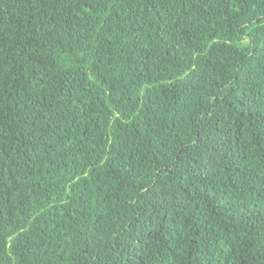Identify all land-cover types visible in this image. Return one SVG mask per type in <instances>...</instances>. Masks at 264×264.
Wrapping results in <instances>:
<instances>
[{"label": "trees", "instance_id": "obj_1", "mask_svg": "<svg viewBox=\"0 0 264 264\" xmlns=\"http://www.w3.org/2000/svg\"><path fill=\"white\" fill-rule=\"evenodd\" d=\"M0 264H264V0H0Z\"/></svg>", "mask_w": 264, "mask_h": 264}]
</instances>
